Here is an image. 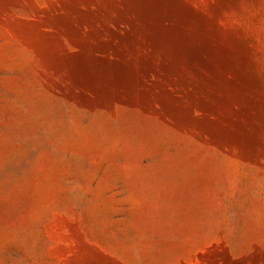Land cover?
Segmentation results:
<instances>
[{
    "label": "rangeland",
    "instance_id": "obj_1",
    "mask_svg": "<svg viewBox=\"0 0 264 264\" xmlns=\"http://www.w3.org/2000/svg\"><path fill=\"white\" fill-rule=\"evenodd\" d=\"M0 264H264V0H0Z\"/></svg>",
    "mask_w": 264,
    "mask_h": 264
}]
</instances>
